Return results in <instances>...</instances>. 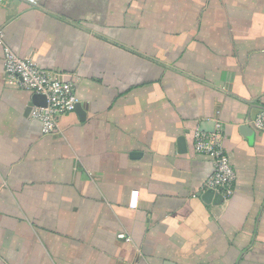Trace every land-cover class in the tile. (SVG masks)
<instances>
[{"label": "crops", "instance_id": "crops-1", "mask_svg": "<svg viewBox=\"0 0 264 264\" xmlns=\"http://www.w3.org/2000/svg\"><path fill=\"white\" fill-rule=\"evenodd\" d=\"M0 30L82 109L42 135L0 47V264H264V0H0Z\"/></svg>", "mask_w": 264, "mask_h": 264}, {"label": "built area", "instance_id": "built-area-1", "mask_svg": "<svg viewBox=\"0 0 264 264\" xmlns=\"http://www.w3.org/2000/svg\"><path fill=\"white\" fill-rule=\"evenodd\" d=\"M30 6H35L40 0H22ZM0 47L2 49L3 70L5 75L25 91L43 95L46 99L44 107H32L31 119L40 123L42 135H51L57 130L58 120L75 110L78 103L74 92L75 81L65 79L63 74L49 73L37 67L30 59L18 57L3 41L0 30ZM251 125L257 131L264 132V110L257 113L251 120ZM194 151L212 160V171L202 185V191H213L222 198L232 195L235 173L229 158L224 154L219 133L205 134L198 130L194 132ZM137 194V193H136ZM130 198V206L136 204V197ZM120 239L130 238L119 234Z\"/></svg>", "mask_w": 264, "mask_h": 264}, {"label": "water", "instance_id": "water-1", "mask_svg": "<svg viewBox=\"0 0 264 264\" xmlns=\"http://www.w3.org/2000/svg\"><path fill=\"white\" fill-rule=\"evenodd\" d=\"M46 105V99L43 95H38V94H35L33 95L32 97V100L31 102L29 103V107H28V111L32 109V107L34 106H37V107H44ZM81 106L79 103H77L75 105V111L80 113L82 112L81 111ZM242 129H245V133H249L247 132L249 129L248 127H246L244 125V127H242ZM250 134V133H249ZM177 143L179 145V149L180 150H185V147H184V138L183 137H179L178 140H177ZM213 191H206L203 195H202V198L205 199L206 201H208V199L213 195Z\"/></svg>", "mask_w": 264, "mask_h": 264}]
</instances>
